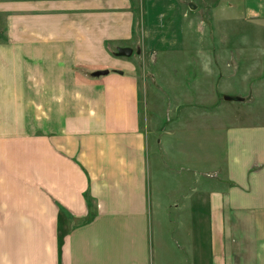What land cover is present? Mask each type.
I'll return each mask as SVG.
<instances>
[{"label": "crops", "instance_id": "crops-1", "mask_svg": "<svg viewBox=\"0 0 264 264\" xmlns=\"http://www.w3.org/2000/svg\"><path fill=\"white\" fill-rule=\"evenodd\" d=\"M143 2L0 0V264H264V172L244 169L264 144L247 154L246 129L205 185L184 143L162 139L157 162L120 56L111 71L77 54L60 93L31 80L24 47L129 46ZM40 33L57 42L23 40Z\"/></svg>", "mask_w": 264, "mask_h": 264}, {"label": "rangeland", "instance_id": "rangeland-1", "mask_svg": "<svg viewBox=\"0 0 264 264\" xmlns=\"http://www.w3.org/2000/svg\"><path fill=\"white\" fill-rule=\"evenodd\" d=\"M154 3H142L134 39L128 43L133 53L120 58L129 62L131 74L138 78L141 123L156 142L157 162L164 161L162 139L184 143L188 153L202 163L200 170L207 185L213 162L225 158L228 132L247 130L244 143L250 156L264 144L263 129V135L254 130L264 128V0ZM39 35L33 41L28 37L23 40L57 42L55 35ZM3 39L0 31V42ZM29 47L32 50L27 54L41 61L38 68L30 70L31 80L36 85L39 77L43 84L39 81L38 85L47 94L60 93L58 78L77 54L80 61L91 62L83 67L90 69L89 64L109 61L112 71L120 46L24 48L28 51ZM226 95L234 100H226ZM251 159L244 164L247 174L264 172L260 164H251L262 160Z\"/></svg>", "mask_w": 264, "mask_h": 264}, {"label": "water", "instance_id": "water-1", "mask_svg": "<svg viewBox=\"0 0 264 264\" xmlns=\"http://www.w3.org/2000/svg\"><path fill=\"white\" fill-rule=\"evenodd\" d=\"M133 53V48L130 47V46H120L118 47V50H117V55L119 56H131ZM109 72L108 69H105V70H99V72L97 71V74H107ZM225 99L226 100H234V97L233 96H229V95H226L225 96Z\"/></svg>", "mask_w": 264, "mask_h": 264}]
</instances>
